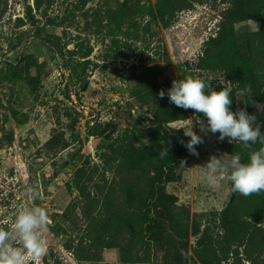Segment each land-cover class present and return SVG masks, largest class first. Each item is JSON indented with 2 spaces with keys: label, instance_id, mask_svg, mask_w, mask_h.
I'll use <instances>...</instances> for the list:
<instances>
[{
  "label": "rangeland",
  "instance_id": "374dc122",
  "mask_svg": "<svg viewBox=\"0 0 264 264\" xmlns=\"http://www.w3.org/2000/svg\"><path fill=\"white\" fill-rule=\"evenodd\" d=\"M189 76L231 88V110L255 114L264 134V0H0V224L45 208L42 264L264 258V192L230 201L229 182L205 180L210 157L247 162L251 149L204 135L206 118L169 102L172 81ZM248 85L249 108L235 97ZM186 119L203 136L199 155L185 148L155 194L174 138L189 139L172 131ZM226 210L237 225L223 230Z\"/></svg>",
  "mask_w": 264,
  "mask_h": 264
},
{
  "label": "clouds",
  "instance_id": "9594fccd",
  "mask_svg": "<svg viewBox=\"0 0 264 264\" xmlns=\"http://www.w3.org/2000/svg\"><path fill=\"white\" fill-rule=\"evenodd\" d=\"M256 29L258 27L253 22ZM202 56L198 50L194 56ZM253 91L250 85L240 90L235 97L248 98ZM159 97H165V91L160 90ZM232 89L222 87L214 90L210 80L205 81L199 77H186L182 80H173L167 90L170 103L184 110H192L206 118L197 123L200 132L207 135L218 133V140L227 139L229 142L238 141L245 149H251L247 162H242L239 152L228 159L212 156L206 163L205 180L210 187H217L221 182H229L231 191L242 196H250L264 192V134L257 122L255 114H249L244 108L231 110ZM244 100V99H243ZM245 101V100H244ZM245 102V103H247ZM172 130L183 129L184 135L189 137L184 147L194 156H198L196 146L204 142L203 136L193 131V122L186 119ZM261 146L252 149V145ZM150 144L148 141L145 145ZM170 144L163 147L160 155H169ZM29 198L36 201L40 197L39 185L28 190ZM51 224L48 212L43 207H21L10 221L0 224V264H42L43 258L48 254V241L45 238Z\"/></svg>",
  "mask_w": 264,
  "mask_h": 264
},
{
  "label": "trees",
  "instance_id": "16d2710c",
  "mask_svg": "<svg viewBox=\"0 0 264 264\" xmlns=\"http://www.w3.org/2000/svg\"><path fill=\"white\" fill-rule=\"evenodd\" d=\"M241 13V11H240ZM242 16V14H240L239 18ZM249 102H247V106L249 108L248 105ZM174 142L175 145L177 147V154L174 157H170L168 159L165 160V162L163 163V165L160 167V171H159V175L157 178H155L153 180V189H154V193L157 194L159 193L160 188H162L164 186V184L168 181V173L169 171L175 167L177 164H179L185 154V147L184 144L181 143V140L179 138H174ZM247 159L246 155L242 158V162H245ZM231 186V184H230ZM235 195V192H232L231 194V198L230 201L233 199ZM154 203H155V197H148L146 200V207L148 208L149 212L147 214V220H148V225L149 227L147 228L146 233L148 234V237H151L152 235V227L156 224V218L155 215L153 214V210H154ZM229 206V204L227 205V207ZM237 223L231 218L229 217V215L227 214V210L225 211L222 220H221V227L223 230H228L230 227H234L236 226ZM246 261L247 264H264V258H254L251 256H246Z\"/></svg>",
  "mask_w": 264,
  "mask_h": 264
}]
</instances>
